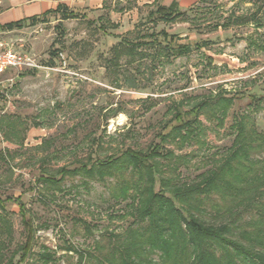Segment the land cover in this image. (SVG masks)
I'll use <instances>...</instances> for the list:
<instances>
[{"label":"rangeland","instance_id":"rangeland-1","mask_svg":"<svg viewBox=\"0 0 264 264\" xmlns=\"http://www.w3.org/2000/svg\"><path fill=\"white\" fill-rule=\"evenodd\" d=\"M145 1L107 0L98 19L94 12L98 9L87 6L85 0H71L74 7L84 5L76 9L86 11L88 17L66 20L63 45L54 46L67 54L66 70L49 77L13 70L0 77V198L22 197L39 228L35 251L47 247L56 255L49 262L35 256V264H77L78 254L66 253L67 246L89 251L99 244L106 251L112 238L123 234L133 220L131 200H116L112 195L114 178L75 174L66 177L59 189L37 181L42 171L52 174L63 166L73 167L126 148L147 150L172 118L175 103L184 102L188 109L197 100L225 91L233 95L253 90L264 96V0H218L220 6L209 11L211 20L235 11L245 18L255 12L258 21L254 17L251 23L210 32L198 31L189 22L142 25L153 6ZM173 1L188 8L198 0H159L163 5ZM51 19L54 23L43 32L27 26L0 38L45 61L59 36ZM100 24L107 30L102 31ZM148 29L179 34L181 42L204 39L209 44L171 61L149 57L129 64L123 58L119 65L112 64L111 48L118 36L133 38ZM10 76L16 80L4 89L3 82ZM240 114L252 116L264 132V101L256 106L249 97L237 98L223 125L202 115L198 136L185 144L167 145L181 157L174 174L193 183L219 164L233 144L235 118ZM5 206L3 213L12 231H0V247L6 244L3 251L8 257L23 242L24 228L19 206L13 202ZM5 260L0 258V264H6Z\"/></svg>","mask_w":264,"mask_h":264},{"label":"trees","instance_id":"trees-1","mask_svg":"<svg viewBox=\"0 0 264 264\" xmlns=\"http://www.w3.org/2000/svg\"><path fill=\"white\" fill-rule=\"evenodd\" d=\"M205 1L198 0L188 8H181L177 1L163 5L156 0L141 24L151 23L155 27L160 22L166 25L189 22L198 31L210 32L234 23H251L257 16L252 12L245 18L244 14L237 15L234 11L211 20L209 11L220 4L218 0H208L210 4ZM53 17L57 20L55 29L59 36L53 41L47 60L49 64H56L58 53L63 50L54 46L61 45L66 36L63 21L86 19V12L60 3L41 17L33 16L0 27L21 29L49 22ZM255 20L258 21L257 17ZM99 28L107 30L104 24ZM118 37L119 41L111 48L114 65H119L123 58L129 64L149 57L171 61L209 44L204 39L181 42L179 34H170L166 29H148L133 38ZM226 93L197 100L188 109L184 102L173 104L172 118L157 133V142L145 151L126 148L104 158L92 157L73 167L63 166L52 174L46 170L41 172L38 182L59 189L70 175L112 177L116 180L112 188L114 198L131 200L133 220L123 234L112 238L110 249L105 251L107 248L99 244L89 251L66 247V253L78 254L77 264H86L87 260L89 263L95 260L92 264H264V132L258 130L254 118L246 114L235 118L236 135L228 155L193 183L183 182L174 174L181 157L167 147L170 143L185 144L198 136L202 115L215 118L217 125H223L237 98L249 97L256 106L264 101L263 94L253 90ZM6 202L19 206L24 240L8 257L3 251L6 244L2 243L1 260L6 258V264H35V256L42 262L56 259L47 247L43 252L35 251L39 228L21 196L0 198V231H12L9 217L3 213L7 212Z\"/></svg>","mask_w":264,"mask_h":264},{"label":"crops","instance_id":"crops-1","mask_svg":"<svg viewBox=\"0 0 264 264\" xmlns=\"http://www.w3.org/2000/svg\"><path fill=\"white\" fill-rule=\"evenodd\" d=\"M70 1L71 0H0V26H4L6 24L16 22V21L26 20L33 16L41 17L44 13L48 12L49 10L56 9L60 3L66 4L71 9L84 7V5L82 4H78L77 6L74 7ZM155 1L156 0H148V1H145L144 3H151L152 5H154ZM85 3L87 6L98 9L94 11L95 13H97L98 19H101L103 17L102 12H103V9H106L107 7V0H85ZM126 14H128V12ZM53 19L57 23V20L54 17ZM51 20L49 22H39L37 25H34V27L36 28L38 26H44V29H45L48 25L54 23ZM65 21H63V23ZM24 28L26 27L21 28V30H19V28L2 29L0 27V34L7 35V34H11L16 31L22 32ZM19 49L25 50L23 49V46ZM29 52L34 54L32 51H29Z\"/></svg>","mask_w":264,"mask_h":264},{"label":"built area","instance_id":"built-area-1","mask_svg":"<svg viewBox=\"0 0 264 264\" xmlns=\"http://www.w3.org/2000/svg\"><path fill=\"white\" fill-rule=\"evenodd\" d=\"M44 31V26H38L34 32ZM69 64L68 56L64 51H60L57 56L56 64H49L48 60H42L29 51L20 50L15 47L14 42H8L0 38V77L9 71H34L42 72L49 77L55 72L65 71ZM17 76V75H16ZM16 76H10L3 82V88L8 89L13 86Z\"/></svg>","mask_w":264,"mask_h":264}]
</instances>
